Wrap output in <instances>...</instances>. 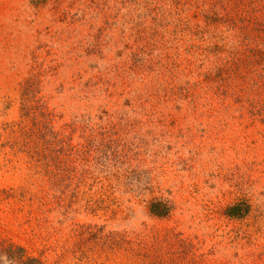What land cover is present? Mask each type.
<instances>
[{
	"label": "rangeland",
	"instance_id": "374dc122",
	"mask_svg": "<svg viewBox=\"0 0 264 264\" xmlns=\"http://www.w3.org/2000/svg\"><path fill=\"white\" fill-rule=\"evenodd\" d=\"M0 264H264V0H0Z\"/></svg>",
	"mask_w": 264,
	"mask_h": 264
},
{
	"label": "trees",
	"instance_id": "16d2710c",
	"mask_svg": "<svg viewBox=\"0 0 264 264\" xmlns=\"http://www.w3.org/2000/svg\"><path fill=\"white\" fill-rule=\"evenodd\" d=\"M249 18H250V20H252L251 15L249 16ZM184 22H186V21H184ZM233 22L236 25L239 22V19L235 18V20ZM246 37L248 38L247 35H246ZM251 50H252V48H251ZM149 208H150L149 210H150L151 214L158 216V217L167 215V213L169 211L168 206L166 204L163 205L161 202H156L154 204H151ZM234 208H236V206H231L228 208L229 214L233 215L236 213V212L234 213L233 211H231V210H234Z\"/></svg>",
	"mask_w": 264,
	"mask_h": 264
},
{
	"label": "clouds",
	"instance_id": "9594fccd",
	"mask_svg": "<svg viewBox=\"0 0 264 264\" xmlns=\"http://www.w3.org/2000/svg\"><path fill=\"white\" fill-rule=\"evenodd\" d=\"M146 218H147L146 216H143V215L141 216V219H142V220H143V219H146Z\"/></svg>",
	"mask_w": 264,
	"mask_h": 264
}]
</instances>
